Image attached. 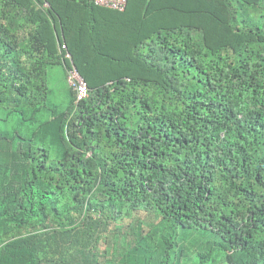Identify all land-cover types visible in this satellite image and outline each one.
Segmentation results:
<instances>
[{
	"label": "trees",
	"instance_id": "trees-1",
	"mask_svg": "<svg viewBox=\"0 0 264 264\" xmlns=\"http://www.w3.org/2000/svg\"><path fill=\"white\" fill-rule=\"evenodd\" d=\"M0 264H264V0H0Z\"/></svg>",
	"mask_w": 264,
	"mask_h": 264
},
{
	"label": "built area",
	"instance_id": "built-area-1",
	"mask_svg": "<svg viewBox=\"0 0 264 264\" xmlns=\"http://www.w3.org/2000/svg\"><path fill=\"white\" fill-rule=\"evenodd\" d=\"M96 3L111 7L114 9H123L127 3V0H95ZM66 48L64 44L62 46ZM68 59H72V55L69 51L65 55ZM67 82L69 86L76 92V100L80 101L88 95V85L84 77L80 74L76 66L71 60V66L68 68Z\"/></svg>",
	"mask_w": 264,
	"mask_h": 264
},
{
	"label": "rangeland",
	"instance_id": "rangeland-1",
	"mask_svg": "<svg viewBox=\"0 0 264 264\" xmlns=\"http://www.w3.org/2000/svg\"><path fill=\"white\" fill-rule=\"evenodd\" d=\"M54 70L55 73L51 85L58 89L60 87L59 85H63L64 83V79L62 77L63 67L61 65H58L54 68Z\"/></svg>",
	"mask_w": 264,
	"mask_h": 264
}]
</instances>
